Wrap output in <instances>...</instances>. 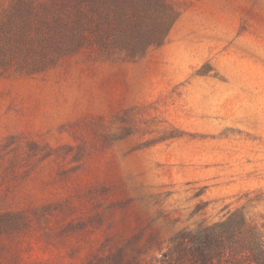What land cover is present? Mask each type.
Here are the masks:
<instances>
[{
  "label": "rangeland",
  "instance_id": "1",
  "mask_svg": "<svg viewBox=\"0 0 264 264\" xmlns=\"http://www.w3.org/2000/svg\"><path fill=\"white\" fill-rule=\"evenodd\" d=\"M167 1L134 57L0 68V264H163L233 212L264 234V0Z\"/></svg>",
  "mask_w": 264,
  "mask_h": 264
},
{
  "label": "trees",
  "instance_id": "2",
  "mask_svg": "<svg viewBox=\"0 0 264 264\" xmlns=\"http://www.w3.org/2000/svg\"><path fill=\"white\" fill-rule=\"evenodd\" d=\"M178 16L167 0H10L0 12V68L34 72L83 49L134 57L161 45ZM161 261L264 264V234L233 212L211 226L178 231Z\"/></svg>",
  "mask_w": 264,
  "mask_h": 264
}]
</instances>
